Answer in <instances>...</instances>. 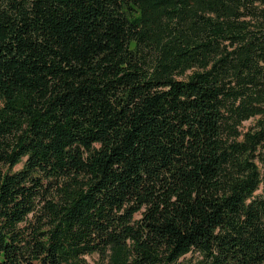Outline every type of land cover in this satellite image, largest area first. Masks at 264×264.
I'll list each match as a JSON object with an SVG mask.
<instances>
[{
  "label": "trees",
  "instance_id": "16d2710c",
  "mask_svg": "<svg viewBox=\"0 0 264 264\" xmlns=\"http://www.w3.org/2000/svg\"><path fill=\"white\" fill-rule=\"evenodd\" d=\"M93 253L264 264V0H0V264Z\"/></svg>",
  "mask_w": 264,
  "mask_h": 264
},
{
  "label": "rangeland",
  "instance_id": "374dc122",
  "mask_svg": "<svg viewBox=\"0 0 264 264\" xmlns=\"http://www.w3.org/2000/svg\"><path fill=\"white\" fill-rule=\"evenodd\" d=\"M251 122H246L245 125L248 126ZM21 165L17 166V168H20ZM199 258V254H187L185 256V261H190L193 264H196ZM84 263L85 264H105L103 258L98 253L88 254L84 256Z\"/></svg>",
  "mask_w": 264,
  "mask_h": 264
}]
</instances>
